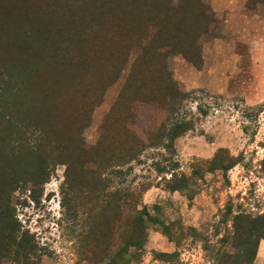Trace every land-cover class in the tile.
<instances>
[{
  "label": "rangeland",
  "instance_id": "1",
  "mask_svg": "<svg viewBox=\"0 0 264 264\" xmlns=\"http://www.w3.org/2000/svg\"><path fill=\"white\" fill-rule=\"evenodd\" d=\"M92 1L91 4L89 0H0V56L6 53L5 59L18 68L24 63L18 71L21 74L14 77L24 72L30 75L32 70L37 80L52 77L50 80L56 83L59 75L50 63H69L68 73L82 78L81 87L85 91L71 95L68 105L73 116L81 113L87 99L99 93L91 109L88 108L85 125L74 128L59 124L64 130L57 134V139L60 148H65V156L70 155L68 148L74 147V140H69L72 130L86 149L98 145L105 129L117 133L116 150L122 144L127 145L123 122L118 120L115 124L109 118L119 114L122 117L123 108L130 103V121L145 136L153 130L183 125L172 148H165V143L147 146L119 168L124 174L120 179L122 185L107 188L106 195L117 203L120 198L122 201L117 210V203L108 197L114 205L110 206L107 219L113 232L115 212L124 211L121 220L129 216L132 221L137 209H147L150 217L146 220L147 237L142 252L130 248L132 258L126 257L133 264H211L203 251L202 238L215 242L212 237L215 226L226 210L230 209L233 215L239 211L252 215L264 212V2ZM91 31L100 33L101 39L95 45L83 38L80 43L73 37L75 32L88 35ZM148 42L151 48L146 45ZM16 44H30L33 52L29 50L19 57L11 47ZM49 47L54 53L48 51ZM11 55L13 58L9 59ZM8 60L1 64L4 69ZM76 60L78 67L74 68V62L70 61ZM107 66L115 67L116 72L107 71ZM2 80L5 78L0 74ZM9 81L12 87L15 80ZM141 86L145 88L143 91L139 90ZM37 88L38 85L33 86L30 93L18 96L4 91L0 95V109L7 113L8 103L16 102L19 110L14 115L27 124L31 119L25 113L30 109L29 99L37 102L48 94L46 88L36 91ZM127 89L148 94L149 100L142 95L136 97L138 94L132 96ZM40 107L43 110L39 114L46 116L47 108ZM33 110L30 111L36 115ZM65 115H61V120ZM3 123L6 124L4 119ZM6 125L8 134L10 129L15 132L13 126ZM43 145L42 154L37 152L35 160L21 159L15 171L49 173L46 182L30 185L19 194L15 191L17 200L8 205L15 227L20 232L27 231L43 249L40 261L30 259V262L98 264V256H87L85 260L78 255L86 252L84 247L91 250L107 239L99 236L100 226L91 231L94 241L89 245L86 243L90 241L81 239L82 225L88 219L94 224L101 222L93 213L88 217L87 189L79 185L83 189H74V200L70 196L64 201L66 165L54 159L64 151L56 147L49 150ZM21 146L24 149L28 145ZM102 148L105 155L115 153L111 143L104 141ZM219 151L222 164L233 160V167L224 172L220 169L207 172L208 163ZM165 160L175 164V174L190 178L188 190L170 192L163 186V180H169L172 173L165 168L169 163ZM143 184L150 187L138 197L136 188ZM150 218L162 225L150 222ZM162 226H168L173 237L164 234ZM131 228L130 224L127 229ZM186 228H193L201 239L188 237ZM220 229L218 239L225 230L223 226ZM13 251L21 252L23 260L22 250L14 247ZM175 251L179 253L177 258L169 260L163 256ZM0 264L13 262L2 258ZM251 264H264V241L260 242Z\"/></svg>",
  "mask_w": 264,
  "mask_h": 264
},
{
  "label": "trees",
  "instance_id": "2",
  "mask_svg": "<svg viewBox=\"0 0 264 264\" xmlns=\"http://www.w3.org/2000/svg\"><path fill=\"white\" fill-rule=\"evenodd\" d=\"M257 1L264 2V0ZM89 2L92 4L93 1L89 0ZM73 37H77L80 43L83 38L87 43H93L94 45L101 39L100 33L92 31L88 35L80 34V32H75ZM102 41L103 40H101V42ZM146 45H148L150 48L152 46V44L149 42ZM11 47L14 49V52L17 54V56L19 55V57L23 56V53L28 52L29 50L30 53L33 52V48L30 47V44H16ZM56 49L58 50V48ZM63 49L64 48H61L60 50ZM48 51L54 53V50H52L50 47L48 48ZM66 52L70 53V50L67 49ZM5 58H8V56H6V53L5 55L0 56V74L5 78V80L0 81V83L3 84L0 85V95L4 91L7 93H11L14 96L30 93L31 88L33 86L34 88H36L37 85L38 88L36 89V91H40L44 88H46V90L48 91L46 97L43 94V99H37V102H33V100L29 99V101H31L30 109L25 113L28 115V119L30 117L31 119H29L27 124L18 121V118H16V116L14 115L19 110L16 102L11 101L8 103V114L4 113L3 110L0 109V243H2V247L0 248L2 251L0 252V259L3 258L7 259L8 261L10 260L11 262H13V264H18V262L19 264H35L30 262V259L39 262L43 256V249H41L39 245L34 240H32L27 231L20 232L19 228L17 229L15 227L11 214L9 216L8 205L10 204V202H14L17 200L14 197L15 191L18 190L19 194L22 193V190H26V188H28L30 185H42L46 182V176H48L49 173L40 171H36L35 173H18L17 171H15V166L22 162V160L24 159L35 160L37 152L42 154V151L44 149L43 144H45V146H47L49 150L54 149V147H56L57 149L60 148L61 145H59L60 141L58 142L57 134L61 135L64 127L62 124H59L63 123L69 124L70 126L73 125L74 128H77V126L78 128H81V126L85 125L88 120V108L91 109V106L95 103V99L97 98V95L99 93H94L91 96L90 100L87 99L85 104L83 105V109L80 110L81 113L73 116L74 114L70 111L68 105L72 101L71 95L74 93H83L85 91L83 90V87H81V85L84 83L82 81V78L68 73L67 70L69 68V63L57 61L50 63L53 71L56 73V75H59L56 83L55 80H50L52 77L50 79L47 77L37 80V77H34V73L32 72V70H30V75L24 72V74L22 73V76L14 77V75L16 74H21L18 73V71H20V69H22L25 65L24 63H22V68H18L13 64L11 65L9 63L10 60ZM11 58H13L12 55L9 57V59ZM7 60L8 62L4 69L1 64L3 65ZM77 61L78 60L70 61L74 62V68L78 67L75 66L76 64L78 65ZM111 65L113 64L111 63ZM87 67L90 66L88 65ZM106 70H113V73L116 72L115 67L113 66L112 68H109V66H107ZM37 71L39 70L37 69ZM10 79L15 80L14 82H12V87L11 81H9ZM7 80L8 85L10 84L9 89L8 85L6 84ZM142 87L143 86H141L140 88ZM144 89L145 88L143 87L139 90L143 91ZM139 90L134 91L133 89H127L126 92H129V94L131 93L132 96L138 94L136 97L142 95L143 98H146L145 100H149L150 96H147L148 94H143V92H140ZM158 97H161V101L163 100V96L159 95ZM158 97L157 100L160 101V98L158 99ZM44 98H47V100H44ZM40 106L47 108L46 116L44 115L41 117V115L39 114L40 110H43ZM30 110H33L35 112L37 111V114H33ZM123 110L122 111L124 113L122 117H120L119 114L117 116H111L109 120L113 121V123L115 124L118 120L123 122L124 128L122 127V129L128 134V140L126 141L128 143L127 145L122 144V146L116 150L115 147L117 148L118 146L114 145L118 141L117 133L115 131H111L110 129H105V135H103L98 145L91 149H86L82 147L78 137L75 138V131L73 134L72 130V138H69V140H74V147L72 146L68 148V150H70V155L65 156V148H60L64 152L57 154L59 158H54L55 160L59 161V163L65 162L63 164L66 165L63 183L64 201H66V199H68V197L70 196L73 199V192L76 187H80L82 189L83 187H85L87 189V195H85L88 196L87 201L88 203H90V205L93 204V206L89 205V209L87 210L89 211L88 217L90 218L94 214V217L96 219H100L101 221L98 224H94L89 222L88 219L82 225L83 227L81 228V230L83 233L81 239L86 238L88 241H90L86 243L87 245H89L91 241H94V239L90 236L93 235L91 231L100 226L101 231L99 232V236L101 238H107L106 241H101V244L94 246L91 250H87L84 247L86 252L78 254L81 257H84L85 260L87 259V256H98V264H133L126 258L128 256L132 258V255L128 253V250L132 248L140 254L142 252V244L147 237L146 220L148 219V217H150V215L147 212L146 208H142L141 210L137 209L134 212L132 221H130L129 216L125 217L124 220H121L122 217H120V214H125L124 211H117V213L115 212L116 227L113 232L111 230L112 223L107 219V217L109 214L110 206H113L116 201L114 198L106 195V191L109 188H113L116 186L119 187L122 185L120 179L123 178L124 174L121 173V170L119 168H121L127 161L133 159V157H135L142 148H145L147 146L165 143L167 144L165 148H168V146L172 148L173 140L180 135L181 131L179 130L183 126L176 124L175 127L170 128L169 130H166V128L165 131H160L159 129H157L158 131L153 130L152 132H149L148 136L147 134L145 136L143 132L138 131L135 128L136 126L133 125L130 121L129 112H131V103L128 104L127 107L123 108ZM64 113L66 115L61 120L60 117ZM37 116L38 120H34ZM3 119L6 124H10L14 127V133L11 129L9 130V134L7 133V125H4ZM57 130H59V132H56ZM23 135H27V138H25ZM76 135H78L77 132ZM64 136H66V140H68V136ZM104 141L109 144L111 143V149L113 150L114 148V154H103L102 147ZM23 143H26L28 145L24 149H22L21 146L23 145ZM16 149L18 150L15 152ZM21 149L22 151H19ZM220 153L221 152L219 151V153L213 158V160L208 163L209 170L207 172L214 171L215 169H220L224 172L225 170L233 167V160H226L228 161V164H222L223 158L220 157ZM60 155L62 156L60 157ZM41 159L43 158L41 157ZM168 161L169 160H165V162ZM165 168L168 169L169 172L172 171L170 179L163 180V186L168 191H186L189 189L188 186L190 185V178H188L184 174H175V164L172 161H169ZM74 173L78 177L75 176ZM194 174L196 175L197 173ZM116 179L119 180L118 184L116 183ZM79 185H83V187ZM148 187H150V184L139 185V187L136 188L135 194L138 192L136 196L139 197V194L148 189ZM108 197L114 199V204ZM138 197H136V202H138ZM117 201L118 203H116L118 210L120 209L119 204L122 199L120 198ZM128 221L132 225L131 231L127 229L130 225L128 224ZM149 221L156 225H162L159 224L160 222L155 220V218H150ZM117 226L119 230L117 229ZM221 226H223L225 230L221 238L218 239V236L221 234ZM180 227L181 226H179V228ZM162 228L164 234L168 235L169 237H173L168 226H162ZM186 231H188L187 236L191 239H201L200 236L195 233V230L193 228H186ZM86 232L87 234H84ZM180 237H182L181 233ZM212 237L215 238V242L213 243L207 237L202 238L204 242L203 251L205 252L208 261L211 264H251L256 257L260 242L264 241V212L261 214L252 215L239 211L233 215L231 214L230 209L228 211L226 210L223 216L221 215L219 222L216 224L215 231L213 232ZM173 240H175V238H173ZM20 243L22 244V246L20 245ZM5 247L6 252H4ZM14 247L16 249L18 248L19 251H23V260L21 252L18 254L14 253ZM176 247H179L178 243ZM11 253L12 256L10 255ZM163 256L171 260L177 258L179 256V253L178 251H175L172 254H164Z\"/></svg>",
  "mask_w": 264,
  "mask_h": 264
}]
</instances>
